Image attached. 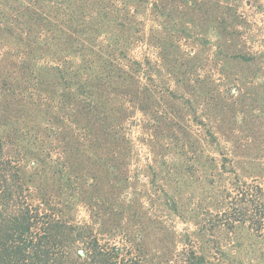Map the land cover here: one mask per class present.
<instances>
[{"label":"trees","instance_id":"trees-1","mask_svg":"<svg viewBox=\"0 0 264 264\" xmlns=\"http://www.w3.org/2000/svg\"><path fill=\"white\" fill-rule=\"evenodd\" d=\"M261 1L0 0V264L205 263L188 236L182 247H158L149 259L144 227L133 238L127 223H108L105 231V193L120 198L130 161L142 150L155 153L147 116L157 111L159 95L173 93L158 82L165 48L178 50L186 38L178 31L168 42L162 11H216L212 22L222 25L229 16L223 11L242 18L239 11L262 10ZM152 21L156 29L148 28ZM214 33L220 61L264 60L263 51L225 43L243 34ZM169 57L177 62L179 52ZM169 70L177 78L181 72ZM134 128L143 130L140 143ZM154 159L147 153L138 171L157 180L155 164L168 163ZM144 195L155 198L150 189ZM80 210L89 220L73 219ZM207 213L214 233L241 224L262 233L264 183L235 178L226 209Z\"/></svg>","mask_w":264,"mask_h":264},{"label":"rangeland","instance_id":"rangeland-1","mask_svg":"<svg viewBox=\"0 0 264 264\" xmlns=\"http://www.w3.org/2000/svg\"><path fill=\"white\" fill-rule=\"evenodd\" d=\"M202 12L162 11L165 18L160 20V30L168 42L171 35H177L174 32L186 37L180 49L168 44L164 52L168 58L158 82L173 93L159 95L157 111L147 116L154 136L149 144L155 153L150 147V151L137 152L127 173L130 183L120 198L111 200L105 193L109 202L102 216L107 222L104 230L112 228L108 223H127L133 238L135 231L139 233L137 228L144 227L149 259L158 247H182L191 238L206 257L204 264H264V230L256 233L241 224L233 232L214 233L207 213L226 209L235 178L264 183V60L222 62L214 57L220 43L214 27L219 32L243 34L225 37L227 45L243 47L247 53L250 49L264 52V8L239 11L242 18L232 17L235 11H223L229 16L222 25L212 22L216 11H207L206 17ZM157 27L153 21L148 24L149 29ZM156 52L150 51L153 63L158 59ZM175 52H179L177 62L169 57ZM172 66L181 71L178 78L170 76ZM136 117L143 118L139 113ZM134 129L136 143H140L143 130L138 134V128ZM162 145L173 149H162ZM147 153L153 160H167V165L153 162L157 180L152 172L138 171L139 165H147ZM183 165H189L190 172ZM149 189L155 198L138 196ZM73 219L83 222L89 216L80 210Z\"/></svg>","mask_w":264,"mask_h":264}]
</instances>
